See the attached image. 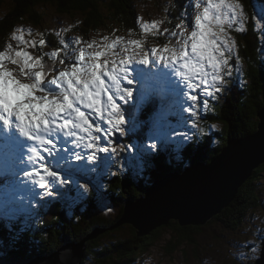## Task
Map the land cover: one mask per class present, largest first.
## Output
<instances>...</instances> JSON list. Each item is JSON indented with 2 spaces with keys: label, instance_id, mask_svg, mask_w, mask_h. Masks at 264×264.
<instances>
[{
  "label": "snow or ice",
  "instance_id": "obj_1",
  "mask_svg": "<svg viewBox=\"0 0 264 264\" xmlns=\"http://www.w3.org/2000/svg\"><path fill=\"white\" fill-rule=\"evenodd\" d=\"M206 4L202 13L195 15L190 33L185 20L176 25L180 31L169 34L170 40L176 39L173 46L146 49L138 39L125 41L117 37L108 43L105 37L102 44L93 41L80 47L77 55L75 51H67L68 42L61 41L62 49L43 54L55 59L61 51L66 53L59 57L64 69L53 68L57 74L50 79L41 55L33 57L25 50L13 55L10 48L0 51V128L4 130L6 147L19 150L20 162L29 168L23 175L39 188L47 189L42 196L59 195L54 185L70 182L61 175V164L70 169L69 160L94 162L100 153L109 151L106 145L112 143L115 133L125 134L126 112L119 101L133 98L134 80L157 75L139 68L135 69L136 76H132L130 65L163 63L171 69L187 89L183 94L191 103L184 111L192 115H196L200 95L214 97L223 90L227 83L225 76L231 75L230 58L236 49L228 29L243 24L245 16L239 0H206ZM260 19L264 20V8ZM141 27L147 31L149 27L155 28L156 22ZM14 38L36 47L35 42ZM74 43L79 45L81 41L77 39ZM45 44L46 40L40 39L39 45ZM6 61L19 66L18 75L22 79L13 76L5 67ZM203 103L206 106L208 101L205 99ZM68 144L72 147L65 146ZM156 147V143L150 145L152 149ZM81 148L87 151L86 155L74 151ZM80 187L84 193L88 191L87 183Z\"/></svg>",
  "mask_w": 264,
  "mask_h": 264
},
{
  "label": "trees",
  "instance_id": "obj_2",
  "mask_svg": "<svg viewBox=\"0 0 264 264\" xmlns=\"http://www.w3.org/2000/svg\"><path fill=\"white\" fill-rule=\"evenodd\" d=\"M245 1L248 2V0ZM257 1L260 5H261L260 1L264 2L263 0H257ZM37 3H39V5L41 6H47V7L53 6L56 10H59L61 13L79 15L80 17L84 15L85 21L83 22V25L89 28H96L101 26L103 23L102 18L105 17L97 10V7L99 6V2L97 0H8L6 2V5L8 6L9 9L7 10V13L0 18V42L2 41L4 34L10 29L12 23L16 20L25 21V22H36L37 24L41 25L39 16L36 12L37 8H35V4ZM115 3H116L115 8L116 10H118V14L120 16H124L125 12L132 14L129 0H114V4ZM106 15L113 17V19L111 20L113 22L117 21V23H120L122 21V19L118 18L116 14H110L109 12H107ZM124 19L128 20V18H124ZM256 20L258 21V16H256ZM241 36H243L242 38L243 43L241 44L244 45V47L241 45L242 47L241 52L243 53L244 57H246L245 62L247 64L246 70L244 68L242 70V75H245L246 72L248 83L245 86V89L239 91V93L233 91L232 93H228V96L225 98V100L222 102L219 101V104L216 107L215 111L211 112L212 114L210 118L214 121L221 122L222 130L220 134L221 136L218 135V133H215V135H217V137L220 138V145L215 148L216 150L215 153L214 150L211 152L210 158L217 156V154L222 150V148L227 143V139L230 136L243 137L245 135L254 132V130H256V125L258 122L257 112L261 108L262 104H264V64L262 65L263 61L257 55L258 47H257L256 34L251 29V30H247L246 32H243L240 35V37ZM43 37L44 35H42L40 39H43ZM186 156L190 157L191 154H186ZM198 156L206 161L204 155L201 152L198 153ZM210 161L211 160H209V162ZM263 173H264V164L260 165L258 168H256L253 171L251 177L248 180H246V182L243 184L244 186L239 189L236 199L233 201L232 204H230L229 207L225 209V211H228V213L232 215V214H236L237 210L243 211L244 208L241 206L244 205V203H247V206L250 205L251 203L253 204V202L255 201V197L254 196L251 197V195L249 194L250 192L249 185L254 179H258V176L262 175ZM136 182L138 183L139 180ZM254 187L256 188L255 185ZM247 199H250V201L245 202V200ZM250 208H254V206H250ZM72 215L78 217L83 216V214L78 215L76 213H73ZM121 216L122 215L120 214L117 218L107 222L95 223V220H92V222L86 223V228L84 227L82 228V230L80 229L81 227L79 224L71 227L72 234L68 239L71 240L72 238V240H76L78 242L85 240L92 233L94 229H104L102 233L95 235L93 241L96 243V245L91 246V242H90L91 249H88L90 251L88 250L85 251V256L83 255L82 258V264H91V262L87 260L92 255H94L95 257H98L99 255H106L109 245L105 242L106 241L105 238L102 242H99V240L103 236L106 237L107 234L112 232L111 229L110 230H106V229L116 224L117 221L121 218ZM83 219L86 220L85 218ZM96 219L99 220L101 218L97 217ZM41 220L45 224L48 222L46 219H41ZM46 227L52 228L49 225H46ZM63 228H66L67 231L70 232V228L68 227V224H61V229ZM168 229H170L172 232V235L166 241V243H169L170 246L166 247V243H165L164 248L169 250L168 251L169 253H174L175 251H177L174 250V248L178 244H181L182 246L183 243H185L187 240L195 241L193 238H191L190 235H192V233L194 232L200 231V226H179L177 222L174 221L173 224H170L168 226ZM189 230H191L190 234L188 233ZM5 233H7V231H5ZM3 238L4 240H6L5 237ZM109 238H112V235L109 236ZM157 238L158 237L154 235L153 239L155 240ZM145 239H148V237H145ZM136 240L138 243H141V238H137ZM112 241L113 243L122 242L120 237H117L116 239H112ZM144 242L146 243V240H144ZM20 244L21 246L15 245L9 248L0 239V263L25 264L33 256L37 254L39 255L44 254L42 239L38 236L34 238V246L40 245L38 253L34 251V253L31 252L33 255H29L28 254L29 251L24 249L25 244L23 245L21 241ZM59 244L60 247L63 244V241H60ZM59 247L57 246L53 248V250H56ZM12 248H16L17 251H14ZM129 248L131 251L128 254L134 251L131 244L129 245ZM201 250L204 249L201 248ZM206 252L207 251H204V254H206ZM25 255L27 256L25 257ZM198 256L199 258L201 257L199 251H198Z\"/></svg>",
  "mask_w": 264,
  "mask_h": 264
},
{
  "label": "water",
  "instance_id": "obj_3",
  "mask_svg": "<svg viewBox=\"0 0 264 264\" xmlns=\"http://www.w3.org/2000/svg\"><path fill=\"white\" fill-rule=\"evenodd\" d=\"M256 130L243 138L229 137L227 145L209 164H193L178 178L155 183L136 206L125 208L124 220L131 223L137 235L149 234L151 225L145 223L160 212L159 223L168 217L176 219L181 226L205 224L234 199L238 188L251 176L252 171L264 163V104L257 112ZM132 215L137 218L133 219ZM165 221V222H162ZM108 228L106 230H110ZM92 237H89L91 239ZM85 241L78 247L85 249ZM181 247L178 244L174 250ZM68 254L59 253L44 262L31 260L29 264H78L79 250L65 245ZM76 253V255H74ZM40 256L34 257L39 258ZM257 264H264V252Z\"/></svg>",
  "mask_w": 264,
  "mask_h": 264
},
{
  "label": "rangeland",
  "instance_id": "obj_4",
  "mask_svg": "<svg viewBox=\"0 0 264 264\" xmlns=\"http://www.w3.org/2000/svg\"><path fill=\"white\" fill-rule=\"evenodd\" d=\"M160 1L162 4L161 7L164 9V11L171 10L173 5L171 4L170 0H160ZM146 6L148 8V10L145 14L146 26L150 25L152 22H156V27L155 28L149 27L148 31H156L158 29H161L164 25L163 21H165L161 10L153 9L155 7L153 5H150L149 3H147ZM8 9L9 8L6 4L3 5L2 9H1V15L4 16L7 13ZM184 11H187V10L185 9ZM187 12H189V11H187ZM174 17L177 19H181L180 14L174 15ZM188 17L192 18V14L190 12H189ZM46 21H47L46 19L41 21L40 22L41 25L37 24L36 22H29V25H25V29L30 30V32L22 33L23 41L24 42H35V44L39 43L40 38L43 35L42 24L46 23ZM45 26L47 28L59 29V28H64L66 26L70 27L71 23H70V19L64 18V19L59 20L56 24L47 23ZM237 28H242V25H235V30ZM34 31H36L35 37H34ZM242 38H243V36L240 37L241 42H243ZM33 39H34V41H33ZM23 45L25 46L24 50L29 52L30 55H32L33 57L38 55L37 48L33 47L31 43H23ZM234 54L235 53L233 52L232 56ZM230 62H231V60H230ZM6 64L8 67H10L14 71V73L16 74V76L18 78L22 79L18 75V71H19L18 65H15L12 63L9 64L8 61L6 62ZM234 65H235L234 69L232 67H230V69H229V71L231 72V75L235 74L239 70V75L242 76V70L244 67L240 66L239 63L238 64L234 63ZM234 78H235V81L240 80L239 77L237 76V74H235ZM162 91H163V89L161 87H156L155 94L158 95V97H159V95L162 93ZM165 95H167V94H165ZM222 95L224 97H226V95H227L226 91H225V94H222ZM200 96H201V98H200L201 100H203L204 97H207L204 95H200ZM223 96H221V97H223ZM206 99L209 103H211L212 100L215 101L214 97H207ZM176 107H178V105H176ZM184 107H186L185 104H184ZM211 112H213V110H210V113ZM206 122L209 123V121H206ZM191 123L203 124L202 120L198 117L193 118V122L191 120ZM191 123L188 124L190 127H191ZM191 129H192V127H191ZM8 150H9V152L11 151L9 147H8ZM82 150H83L82 148L81 149H74V151H79V152H81ZM13 151L16 155V149H14ZM13 151H11V152L13 153ZM12 157H14V156L12 155ZM70 162H72V160L68 161V165ZM70 166H72V165H70ZM106 169H108V166ZM60 172H61V168H60ZM72 172H73V174H75L74 170L69 169L68 171H63V173H65V174H70ZM254 182H256V183L259 182L258 186L255 185L256 188H250V192L249 191L248 192L251 195V197H253V196L255 197V201L252 204L256 208L255 210L257 212H263L264 208H262V206L264 205V175L258 176V179H255ZM6 184L9 187L8 182ZM38 191L42 192L43 189L38 187ZM0 196L2 198L8 197V199L10 200V194L5 195L3 193H0ZM69 201L73 202L72 199H70ZM246 201H250V199H247ZM260 201H261L262 206L259 205ZM229 204H231V202ZM249 206L250 205L247 206V203H244V205L241 206L244 208V210L243 211L237 210V213L232 214V215H225L224 213H221V214L219 213L218 215L215 216V218L211 219L208 223L201 225L200 231L194 232V233H192V235H190L191 238H197L199 241L201 239H206V241L203 240L200 242L202 244V249H203V246L207 245V247H208V249L206 248L207 250H201L200 242H198L197 239H196V241L187 240L185 243H183V245L181 247L176 249L177 251H175L174 253H169L168 252L169 250H167L166 248L165 249L162 248L163 242L162 243L156 242L153 245H146L145 250H139L140 251V257L139 258H141V260L140 261H132L131 263L132 264H152V262H154V264H207L211 260H213V257H215V261L212 262L211 264H254L255 258H253V256L256 254V251L258 252V251H260V249H257L256 251L249 250L248 246H246V245L253 243V241L250 240L246 236H250L251 238L254 235L257 237L261 236L260 234L262 231V226L259 223L260 218H261V214L254 212L253 208L248 209ZM246 216H248L249 218H254V221H256V230H253L252 224L245 223L244 218ZM261 224L263 225V230H264V213H263V216L261 218ZM249 226L252 227V229ZM218 227H220L221 229ZM5 231H6V229L0 230V233H3ZM125 232H129V233H124V234L120 235L119 237L121 238V240L127 239L125 236H130L131 230L126 229ZM190 232H191V230L188 231L189 234H190ZM186 235H188V234H186ZM244 235H246V236H244ZM235 237H236V240H235L236 246L232 247V243L230 242V240L234 239ZM164 238H165V240H167L168 234L165 233ZM221 238L224 239L227 242V244L231 245L229 247V249L226 248L225 243L222 242V245L219 244L220 241H222ZM1 239L4 240L3 237H1ZM262 245H264V244H262ZM37 246H38V248H40L39 247L40 245H37ZM169 246H170V244L166 243V247H169ZM260 248H261V246H260ZM109 250H110V252H112V254L110 256L105 257L103 259L94 258V259H92L91 264H115V262H118L121 259H123L131 251V250H129L128 245H126L125 248H123V249H119L117 252H113V249H111V248H109ZM198 251L201 255V258H199V256H198ZM202 251H203V253H202ZM204 251H209L210 253H209V255L207 253L203 259ZM232 251H233V254L229 255L230 253H232ZM211 254H212V256H211ZM238 255L241 258L240 261L236 257ZM37 256L43 257L44 254H42V255L38 254ZM37 256H34V257H37ZM246 256L248 258H246ZM203 260H204V263H203Z\"/></svg>",
  "mask_w": 264,
  "mask_h": 264
},
{
  "label": "bare ground",
  "instance_id": "obj_5",
  "mask_svg": "<svg viewBox=\"0 0 264 264\" xmlns=\"http://www.w3.org/2000/svg\"><path fill=\"white\" fill-rule=\"evenodd\" d=\"M261 2V6L264 8V2H262V1H260ZM238 76H240L241 77V75H239L238 74ZM226 94H227V92H226ZM165 98L163 99V101H160V99H159V97H158V95H156L155 94V98H156V100H157V102H158V104H159V106H161L162 107V109L163 110H166L168 107H169V100L167 99V97L166 96H164ZM200 98H201V96H200ZM211 104H214V101L212 100L211 101ZM183 107H184V104H183ZM171 108H173V107H171ZM192 120V122H193V119H191ZM189 124V122H184V126L186 127V128H190L191 129V127L188 125ZM167 126V125H166ZM167 128H168V126H167ZM11 151H13L14 150V148H12V149H10ZM13 156H16L15 155V153H14V151H13ZM217 157V156H216ZM215 157V158H216ZM212 161V160H211ZM210 161V162H211ZM209 162V161H208ZM106 163V168H107V166H108V168L110 167V165H109V163L106 161L105 162ZM8 194H10V193H8ZM36 201V200H35ZM38 255V254H37ZM37 255H35V256H37ZM41 257V256H40ZM44 257V256H43ZM33 258H34V256H33ZM82 258H83V255H81L80 256V261H82Z\"/></svg>",
  "mask_w": 264,
  "mask_h": 264
}]
</instances>
